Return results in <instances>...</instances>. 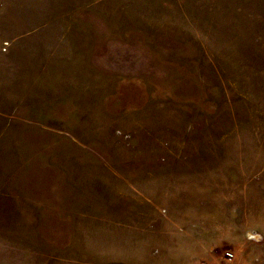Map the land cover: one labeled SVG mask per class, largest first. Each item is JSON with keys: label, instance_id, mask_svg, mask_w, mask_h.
I'll return each mask as SVG.
<instances>
[{"label": "rangeland", "instance_id": "rangeland-1", "mask_svg": "<svg viewBox=\"0 0 264 264\" xmlns=\"http://www.w3.org/2000/svg\"><path fill=\"white\" fill-rule=\"evenodd\" d=\"M0 264H264V0H0Z\"/></svg>", "mask_w": 264, "mask_h": 264}, {"label": "crops", "instance_id": "crops-1", "mask_svg": "<svg viewBox=\"0 0 264 264\" xmlns=\"http://www.w3.org/2000/svg\"><path fill=\"white\" fill-rule=\"evenodd\" d=\"M130 104L131 107H133L134 104L140 106L139 100L135 102L130 101ZM60 106L55 107L51 111L52 117L63 118L66 116L65 108ZM40 160L41 162H45V163H39L40 167L38 165L37 166L29 165L28 167L29 176L27 175L24 176V178H21V183H20L21 192L27 198V201L30 204L29 206L27 205V207H33V206L47 207L48 205H53L54 203L59 202V200L60 201L62 200L60 191H61L62 182L65 180V175H64L65 171L59 167L54 168L53 164L46 162L44 158ZM37 173H40V177L38 180L34 179V175H33ZM52 173L55 174L53 175L54 178L52 177ZM55 189L57 190V196L54 197L56 201L53 202L52 193H55L54 192Z\"/></svg>", "mask_w": 264, "mask_h": 264}, {"label": "built area", "instance_id": "built-area-1", "mask_svg": "<svg viewBox=\"0 0 264 264\" xmlns=\"http://www.w3.org/2000/svg\"><path fill=\"white\" fill-rule=\"evenodd\" d=\"M227 254L230 255L231 253L228 251Z\"/></svg>", "mask_w": 264, "mask_h": 264}]
</instances>
